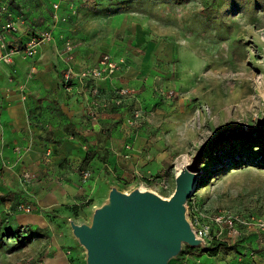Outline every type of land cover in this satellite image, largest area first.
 Here are the masks:
<instances>
[{
	"label": "rangeland",
	"instance_id": "374dc122",
	"mask_svg": "<svg viewBox=\"0 0 264 264\" xmlns=\"http://www.w3.org/2000/svg\"><path fill=\"white\" fill-rule=\"evenodd\" d=\"M68 1L76 13L70 9L62 21L79 26L91 41L114 36L129 47L128 56L119 59L125 60L122 69L133 66L138 70L137 86L128 88L139 93L147 120L139 130L127 126L126 120L137 108L133 102L125 124L131 132L150 134L151 144L161 145V151L168 154L169 161L155 175L144 173L153 182L130 177L120 190L129 193L139 188L170 199L185 164L202 172V185L186 204L188 221L194 224L199 213L206 216L204 223H210L211 216L228 212L243 222L235 223L233 236L226 233L199 247L183 244L168 264H264V0ZM10 5L28 24L19 41L15 39L18 46L47 31L49 7L33 6V0H11ZM62 36L59 40L74 43V37ZM146 43L150 44L147 50ZM101 46V55H112L106 42ZM16 72L3 71L0 87L13 88L19 79ZM75 82L82 85L76 79L67 82L63 73L65 87ZM162 91H173L176 96L166 99L159 95ZM103 105L89 112L92 119L102 108L118 107ZM250 137L259 141L251 144ZM18 200V206L33 204L28 190L21 191ZM18 206L0 201V264H47L56 253V244L64 243L56 221L60 215L47 214L48 225L30 226V215ZM92 215L93 211L80 210L71 221L90 224ZM68 222L66 218L64 224ZM219 244L225 246L216 257L205 253ZM84 254L77 263L71 257V264H87L85 250Z\"/></svg>",
	"mask_w": 264,
	"mask_h": 264
},
{
	"label": "crops",
	"instance_id": "0c3cea01",
	"mask_svg": "<svg viewBox=\"0 0 264 264\" xmlns=\"http://www.w3.org/2000/svg\"><path fill=\"white\" fill-rule=\"evenodd\" d=\"M59 1L33 0V6L43 3L49 7L46 30L54 23L53 5ZM70 7L68 0L63 1L59 14H69ZM26 26L16 35L17 41ZM78 28L60 21L53 33L56 43L43 44L39 54L29 58L33 62L16 56L12 64L0 65V75L6 69H15L19 77L13 88L0 87V201L17 208L19 193L28 190L34 205V211L27 216L30 226L48 225L47 214L60 215L56 221L61 225L64 243L56 244V253L47 264H71V257L73 263L84 258V250L78 246L69 224L72 214L94 211L107 200L112 187L120 190L121 183L128 181L134 170L155 175L169 161L161 145L151 144L150 134L134 133L126 126L130 103L113 110L102 108L96 119L89 115L93 108L109 103L117 89L137 86L135 67L122 69L113 80L86 86L75 82L74 86L65 87L61 83L66 69L58 56L63 47V41L59 40L62 34L75 38L73 66L77 71L98 64L103 56V42L115 59L129 54V47L114 36L91 41ZM146 44L147 50L150 44ZM24 84L27 101H22L20 94V86ZM129 143L133 150L128 152ZM89 153L93 158L86 164ZM102 156L106 157L105 162ZM88 170L92 175L84 181L82 175ZM25 173L32 176L27 183L22 182ZM66 218L69 222L64 224Z\"/></svg>",
	"mask_w": 264,
	"mask_h": 264
},
{
	"label": "water",
	"instance_id": "95a60500",
	"mask_svg": "<svg viewBox=\"0 0 264 264\" xmlns=\"http://www.w3.org/2000/svg\"><path fill=\"white\" fill-rule=\"evenodd\" d=\"M201 173L198 168L181 169L170 199L139 188L125 193L112 187L90 224L70 221L87 264H168L183 244L203 246L186 216Z\"/></svg>",
	"mask_w": 264,
	"mask_h": 264
},
{
	"label": "built area",
	"instance_id": "2783aa9c",
	"mask_svg": "<svg viewBox=\"0 0 264 264\" xmlns=\"http://www.w3.org/2000/svg\"><path fill=\"white\" fill-rule=\"evenodd\" d=\"M67 0H60L59 3L53 5V25L49 30L41 33L39 36L32 37L24 46H18L15 42L16 35L20 32L21 28L26 26V21L19 13L15 12L10 5L11 0H0V65L12 64L14 58L18 55H22L26 58H34L39 52L40 48L45 43H56V38L53 35L54 29L62 21V16L59 14L61 3ZM72 13L75 14L76 10L70 7ZM58 56L60 61L66 66L64 76L67 82L72 80H78L83 86L89 83H95L98 81L113 80L116 75L121 71L125 60L115 59L110 54H105L101 57L98 64L94 67L87 68L82 72H76L73 64L75 60V50L73 42L64 40L63 47L59 50ZM25 86H20V94L22 101H27V95ZM159 95L166 98L172 99L176 96L173 91L159 92ZM135 102L137 108L131 113V116L126 120L127 126L135 131L144 127L147 116L146 110L140 99L139 93L134 89L128 87H122L117 89L114 97L111 98L109 103H104L103 107L107 108L108 105L113 104L118 107H123L128 103ZM95 111V109H94ZM95 112L92 113L94 115ZM95 119V118H94ZM126 150L132 151L133 146L131 144L126 145ZM129 154L126 155V158ZM91 171H85L82 175L83 180L87 181L91 177ZM133 181H140L142 183H150L154 181L153 177L146 176L140 170H134L132 174ZM32 180V176L29 173L23 174L22 182L27 183ZM24 213L30 214L34 211L33 204H20L18 206ZM205 215L197 214L194 216V224L190 223L196 237L203 241V244H211L222 235L229 233L233 236L237 233L235 223L240 222L237 218H234L228 212H219L210 217V223H204ZM216 226L217 229H214ZM264 228V224H261Z\"/></svg>",
	"mask_w": 264,
	"mask_h": 264
},
{
	"label": "trees",
	"instance_id": "16d2710c",
	"mask_svg": "<svg viewBox=\"0 0 264 264\" xmlns=\"http://www.w3.org/2000/svg\"><path fill=\"white\" fill-rule=\"evenodd\" d=\"M247 141H249V142H251V144L253 143V142H255V143H257L259 140H257L256 138H249V139H247ZM252 149V148H251ZM250 149V150H251ZM92 158H93V155H91L90 153L87 155V157H86V159H85V163L86 164H88L91 160H92ZM101 160L103 161V162H105L106 161V157L105 156H102L101 157ZM200 160V159H199ZM199 160H197L195 163L196 164H198V161ZM199 185L201 186L202 185V183L200 182V180H199ZM223 246H225L224 244H219L218 245V247L216 246V247H214V248H209V249H206L205 250V253L208 255V256H210V257H216L217 255H218V253H219V249H220V247H223ZM232 250L233 249H235V248H231Z\"/></svg>",
	"mask_w": 264,
	"mask_h": 264
},
{
	"label": "bare ground",
	"instance_id": "6f19581e",
	"mask_svg": "<svg viewBox=\"0 0 264 264\" xmlns=\"http://www.w3.org/2000/svg\"><path fill=\"white\" fill-rule=\"evenodd\" d=\"M185 167H187V165L184 164V165H182V168H181V169H183V168H185ZM181 169L179 170V172L181 171ZM179 172H178V173H179Z\"/></svg>",
	"mask_w": 264,
	"mask_h": 264
}]
</instances>
